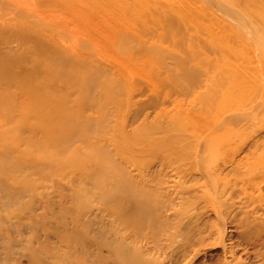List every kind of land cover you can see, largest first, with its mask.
Returning a JSON list of instances; mask_svg holds the SVG:
<instances>
[{
    "label": "bare ground",
    "instance_id": "1",
    "mask_svg": "<svg viewBox=\"0 0 264 264\" xmlns=\"http://www.w3.org/2000/svg\"><path fill=\"white\" fill-rule=\"evenodd\" d=\"M0 264H264V0H0Z\"/></svg>",
    "mask_w": 264,
    "mask_h": 264
},
{
    "label": "rangeland",
    "instance_id": "2",
    "mask_svg": "<svg viewBox=\"0 0 264 264\" xmlns=\"http://www.w3.org/2000/svg\"><path fill=\"white\" fill-rule=\"evenodd\" d=\"M70 171H73L75 172L76 174H81L82 173V168H80L78 165H75L73 164L72 166H70L68 168ZM65 193H62L61 191L59 190H48V198L49 200H51L52 202H54V204H64L66 202V199L65 198ZM46 200V199H45ZM96 204H100V203H97Z\"/></svg>",
    "mask_w": 264,
    "mask_h": 264
}]
</instances>
